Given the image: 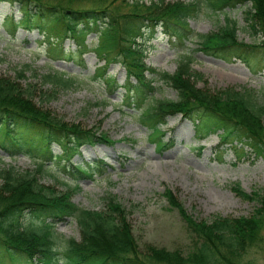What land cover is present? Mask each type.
Listing matches in <instances>:
<instances>
[{
    "label": "trees",
    "instance_id": "trees-1",
    "mask_svg": "<svg viewBox=\"0 0 264 264\" xmlns=\"http://www.w3.org/2000/svg\"><path fill=\"white\" fill-rule=\"evenodd\" d=\"M127 11L107 0H0L14 6L18 19L6 17L3 22L11 29L24 27L44 37L77 39L76 53L82 58L89 50L86 38L97 35L95 57L103 62L95 81L104 80L108 93L117 84L105 79L107 68L118 64L126 72L123 99L135 111L140 124L157 138L167 118L180 115L194 125L198 137L220 136L222 146L236 145L246 149L256 159L264 161V105L255 102L249 93L235 89L211 91L197 87L200 79L189 74L190 61L181 60L173 74L158 72L144 64V54L136 37L153 35L157 30L173 47L183 48L189 39H196L199 52L223 61L235 59L249 69L264 71V0H197L143 4L128 0ZM152 0H150L151 2ZM223 13L240 8L247 32L259 43L238 42L235 22L226 18L225 25L207 35L195 34L189 20L200 9ZM59 50L56 48L55 51ZM52 52H54L52 50ZM252 60H255L254 63ZM15 79L0 77V149L10 155L24 153L38 160L36 173L46 163H69L74 154L86 146L112 144L99 127L87 129L68 123L34 103L36 87L22 84L21 73ZM39 99L50 100L60 90H70L75 81L64 74L48 73L41 77ZM163 84L177 93V100H152L156 85ZM42 93V94H41ZM60 147L62 154L52 152L51 145ZM242 153V152H241ZM242 157V154L239 155ZM63 166V165H62ZM102 166L94 169L74 166L69 174L91 179L102 174ZM79 190L70 188L60 195L39 184L34 173H18L13 168L0 172V264H245L248 252L263 240L264 196L246 194L241 188L233 192L243 200L255 202L257 208L250 217L195 220L187 214L171 191L163 193L169 208L177 211L192 237L190 251H167L148 247L141 252L132 235L128 211L116 197L105 198L102 211L84 210L71 201ZM73 219L80 238L60 240L55 226ZM11 256L7 263L5 259Z\"/></svg>",
    "mask_w": 264,
    "mask_h": 264
},
{
    "label": "rangeland",
    "instance_id": "rangeland-1",
    "mask_svg": "<svg viewBox=\"0 0 264 264\" xmlns=\"http://www.w3.org/2000/svg\"><path fill=\"white\" fill-rule=\"evenodd\" d=\"M112 1L120 7L121 13L127 11L128 7L123 3L130 1L107 0ZM158 1L188 3L197 0H142V3L149 5ZM9 16L19 17L14 6L1 2L0 77L15 79L16 74L29 68L21 73V82L35 85L36 98L33 101L37 106L68 123L80 124L87 129L98 126V132L106 134L112 144L83 147L63 166L46 163L40 174L36 173L37 158L31 159L24 153L10 155L0 149V172L13 168L18 173H34L41 186L55 190L59 195L78 186L79 190L71 195V201L84 210L102 211L105 198L116 197L128 211L132 235L144 253L148 247L184 254L191 249L192 237L177 211L169 208L163 196L166 190L171 191L187 214L198 221L215 216L238 218L253 214L257 204L243 200L232 189L239 187L246 194L255 192L264 196L262 159H256L246 149L239 150L236 145L222 146L219 134L196 137L192 122L180 115L167 118L159 129V136L151 138L149 130L137 120L136 112L122 101L124 91L120 87L125 84V70L118 64L107 68L105 79L115 82L119 88L112 94L105 88L104 80L95 81L103 66L93 49L97 35L86 38L89 50L82 58L68 60V54L76 53L75 37L67 35L62 40L53 36L42 38L24 27L11 29L3 22ZM226 18L235 22L238 42L251 45L261 41L247 32L240 8L223 13L202 8L189 20V25L195 34L207 35L223 27ZM135 40L141 45L147 67L173 74L181 60L187 59L190 61L189 74L200 79L197 87L211 91L232 88L251 94L256 103L264 105L263 67L252 71L238 60L224 62L204 55L199 52L196 39H189L183 48L173 47L160 30L153 35L137 36ZM56 48L59 50L55 51ZM48 73L73 78L75 85L70 90L58 91L48 101L42 97L39 99L38 90L50 89L41 86V77ZM177 97L173 89L159 83L149 100L176 101ZM51 148L54 154H62L58 145L52 144ZM139 150L145 155H139ZM96 164H103L102 174L93 173L91 179L69 174L74 166L94 169ZM55 233L60 240L78 241L80 238L73 219L67 218L57 224ZM262 236V243L246 255L245 264H264V230ZM5 261L9 263L11 256Z\"/></svg>",
    "mask_w": 264,
    "mask_h": 264
},
{
    "label": "bare ground",
    "instance_id": "bare-ground-1",
    "mask_svg": "<svg viewBox=\"0 0 264 264\" xmlns=\"http://www.w3.org/2000/svg\"><path fill=\"white\" fill-rule=\"evenodd\" d=\"M139 155L143 156V155H145V152L142 151V150H139ZM146 155H147V154H146Z\"/></svg>",
    "mask_w": 264,
    "mask_h": 264
}]
</instances>
